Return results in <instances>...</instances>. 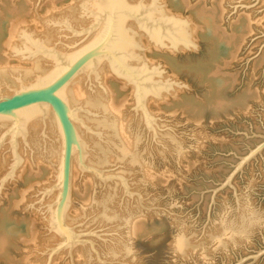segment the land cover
Returning a JSON list of instances; mask_svg holds the SVG:
<instances>
[{
	"label": "bare ground",
	"instance_id": "bare-ground-1",
	"mask_svg": "<svg viewBox=\"0 0 264 264\" xmlns=\"http://www.w3.org/2000/svg\"><path fill=\"white\" fill-rule=\"evenodd\" d=\"M167 1L171 0H117L114 35L109 48L119 56L120 61L132 75L121 72L112 60L99 59L63 91V95L75 108L77 115L95 132V135L86 134L78 126L82 138L89 146L87 162L97 168L119 165V173L127 178L131 176L135 187L143 190L167 182L171 173L166 169L160 170L155 160L163 163L171 162L178 167L189 160L186 138L178 134L176 129L172 133L160 129L156 132L157 126L156 130L154 126L151 127L153 120L154 125L158 121L154 118L156 113L158 116L157 111L163 110L164 105L169 104L171 99L177 98L179 94L178 88L165 81L159 69L152 65L154 62L151 61L148 53L161 51L164 48L174 54L177 51L194 49L198 30L203 29L213 38L232 46L230 61L226 60L223 64L229 67L232 66L231 61L239 59L246 41L245 33L250 34L255 31L254 24L262 25L263 20L246 15L245 22L241 23L243 33L237 36L233 32L228 34L221 25L227 10L225 5L232 0H212L210 6L202 3L203 0H173L182 8L189 9L191 14L186 18L168 11ZM102 2V0H70L69 4L63 6V0H0V25L3 20H8L7 37L0 42V86H15L18 82L25 83L45 73L49 65L56 66L58 52H65L63 55L67 58L72 56L74 47L80 46L76 43L86 39L77 35L80 30H77L76 26L86 23L85 17L89 12L95 18L101 16L104 9ZM78 18H81V21ZM130 18L137 19V22ZM238 21L239 19L236 20ZM102 30L100 27L96 38ZM0 35L2 36L1 30ZM216 67L214 75L224 77L227 72L220 65ZM221 78L219 79L222 80ZM229 81L233 85L235 79L231 78ZM114 87H117L119 92L114 90ZM121 91L128 94L119 97ZM251 93L252 95L247 96L246 104L249 98L260 99L258 89ZM130 101L140 108L137 113L134 112L135 116L128 111ZM225 105L217 101L214 111L224 113L227 109ZM43 113L50 117L46 116L47 118L44 119L41 116ZM22 118V131L18 140L21 159L14 162L12 169L9 170L12 158L9 146H5L0 152V177L7 172V176L12 178L10 184L16 186L18 182H26V189L16 190L17 193L15 191L14 195L17 197L12 200V209L26 207V202L30 203L28 195H31L30 192L32 193L35 185L51 186L59 175L61 136L51 113L48 114L47 110L45 112L31 110L23 113ZM158 124L162 128L163 123ZM8 125L7 121H1L0 133ZM146 127L149 132L153 131V138L151 133L144 135ZM201 135L199 134L200 137ZM145 136L147 140L144 141ZM192 137L196 139L189 143L191 148L197 150L199 137L196 134ZM192 165L194 163L191 162L188 166ZM248 182L246 189H240L235 204H230L227 197L222 199V212L219 213L218 223L213 222L205 238L214 248L213 251L211 250L213 254L219 251L228 252L230 248L245 243V246L247 244L249 246L247 242L251 235L264 229L262 208H258L252 200V196L255 195H253L255 179ZM101 185L92 175L83 173L78 168L75 158L71 199L66 211L67 224L73 225L76 221L89 218L91 224L111 226V230L114 228L112 231L119 237L114 235L113 244L106 246L107 252L100 250L102 256L107 257L106 253H108L112 259L119 256L128 257L131 253L130 241L144 233L145 221L143 222L144 218H142L144 215L142 216V212L140 213L137 208L130 209L127 205L122 212L115 211L117 209L112 205L119 188L118 183L106 185L107 190L96 196L95 190ZM56 195L55 190L49 198L47 196L50 206L48 213H44L46 221L42 220L46 227L53 230V233H50L51 237L43 241L40 238L41 231L39 232L37 222L44 209L38 211L35 205V210L30 211L32 217L28 219L26 237L20 236L15 229L0 234L1 260L10 256L11 246L23 245L26 247L23 249L28 250L23 258L20 257L21 259L16 261L17 263L42 264L46 261L45 256H36L35 252L42 249L37 247L41 244L45 245L46 239L53 241L61 239L57 235L53 221V201ZM187 239L184 235H177L173 240V252L184 255L188 250L197 251L200 248L203 252L201 255L208 256L207 246H204L203 242L193 245L191 240ZM73 254L78 264H90L92 256L88 247L78 246L74 248ZM63 255L64 253L60 254V257L58 255V258L56 256L52 264H60V260L64 259Z\"/></svg>",
	"mask_w": 264,
	"mask_h": 264
},
{
	"label": "rangeland",
	"instance_id": "rangeland-1",
	"mask_svg": "<svg viewBox=\"0 0 264 264\" xmlns=\"http://www.w3.org/2000/svg\"><path fill=\"white\" fill-rule=\"evenodd\" d=\"M203 1L202 3H207L210 6L212 0ZM232 1L226 3L227 10L221 23L228 34L233 32L238 36L243 33L241 23L245 22L246 15H251L255 19H263L262 25L254 24L255 31L250 34L245 33L246 41L239 59L231 61L232 66L225 67L223 65L226 60L230 61L232 46L213 38L203 29L198 30L194 49L177 51L178 53L174 54L164 48L161 51L148 53L151 61L154 62L152 65L159 69V72L165 77V81L170 82L174 88H178L179 94L177 98L171 99L169 104H165L163 110H160L161 112L157 111L158 116L156 113L154 118L158 121L154 128L156 130L157 126L156 132L160 129V131L169 130L171 133L176 129L178 134L184 139L186 138V151L189 152V160L180 164L179 167L171 162L163 163L155 160L160 170L166 169L171 172L170 179L168 177L166 184L163 183L164 185L160 183L156 187H148L143 190L135 187V182L130 176L126 178L134 194L124 195L125 192L118 184L119 188L112 205L117 209L115 211L122 212L126 205L130 209L135 207L140 213L142 212L143 222L145 221L144 233L130 241V243L132 242L130 244L131 253L128 257L119 256L120 258L112 259L108 253H106L107 257L102 256L100 250L104 253L107 252L106 246L113 244L112 238L117 235L112 231L114 228L111 230V226L91 224L89 218L76 221L72 225L78 228L77 231L84 235V239L94 242L102 256L99 260L89 245L84 246L88 247L92 256L90 264H103V262L105 264H264V256L256 261L251 259L241 263L246 257L264 248V229L251 235L250 242H247L249 246L242 243L243 245L232 247L224 253L219 251L213 254L214 248L205 239L213 222L218 223L219 213L222 212V199L227 197L230 204H235L237 196L240 195V189H246L245 187L251 179H255L256 185L252 200L258 208H262L261 212L264 214V153L245 166L243 172L237 174L232 182L233 187L227 186L219 190L239 158L246 155L251 148L262 141L257 136L264 135V2L262 0ZM63 2L62 4L65 6L70 3V0H63ZM166 6L168 11L182 18L191 14L189 9L182 8L177 1H167ZM78 19L81 21V18ZM237 19H239L238 22H236ZM85 24L81 23L76 27L79 28ZM7 28L8 20L5 19L0 25L2 31L0 42L7 37ZM219 65L227 72L226 76L224 75L222 78L214 75L215 69L217 70L216 66ZM231 78L235 79L232 82L233 85L229 81ZM256 89L260 93V99L249 98L248 104H246L247 96L252 95L251 92ZM114 90L119 92L117 87H114ZM125 94L128 93L121 91L119 97ZM217 101L226 104L227 109L224 110V113L214 111ZM130 102L128 111L134 114L135 105H133V101ZM159 122L163 123L162 128H160ZM173 125H175L174 128L171 127ZM144 130L146 136V133L152 134L153 132L152 130L149 132L147 127ZM198 133L203 136L200 137ZM193 134L199 137L197 150L191 148V143H189L196 139L192 137ZM146 136L144 141L147 140ZM151 136L153 138V134ZM190 160L194 165L188 166L191 164ZM187 166L188 168H186ZM119 168V165H113L104 169L119 173ZM10 183L8 181L0 191V234L15 229L20 236L26 237L28 219L30 220L32 217L30 211L35 210L34 207L37 206L38 211L44 209L40 213V218L37 216L38 229L39 232L41 231L40 238L42 241L45 238H50L49 228L42 223V220L46 221L44 213L47 212L48 205V198L43 191L48 186L35 185L32 193L30 192L31 195H28L30 203L26 202V207L23 206L22 209H12V200L17 197L14 195L15 191L27 187H25V181L24 183L23 181L18 182L16 186ZM98 183L102 185L96 188V196L105 192L107 186L111 184L106 186L99 181ZM215 190L219 191L214 196ZM126 201L129 202L126 203ZM179 234L188 238V241L191 240L193 245L203 242L204 244H202L207 246L208 256L201 255L203 252L200 251V248L197 251H194L195 249L188 250L184 255L173 252V240ZM117 237L119 236L117 235ZM52 241L46 239L48 243L45 242V245L38 246V249H42L36 250V256L41 257L44 253L46 254V249L54 246L57 240ZM23 247L25 246H11L10 259L7 257L1 260V258L0 264H16L28 250ZM62 253H64V259L60 260V264H64V262H66L65 264H78L74 259V254L73 261H71L67 252ZM44 256L46 257V255Z\"/></svg>",
	"mask_w": 264,
	"mask_h": 264
},
{
	"label": "water",
	"instance_id": "water-1",
	"mask_svg": "<svg viewBox=\"0 0 264 264\" xmlns=\"http://www.w3.org/2000/svg\"><path fill=\"white\" fill-rule=\"evenodd\" d=\"M102 1L101 4H103L104 9L101 16L95 18L91 12L86 17L84 16L87 19L86 24L81 25L77 29L80 30V33L77 35L86 39H84L85 41H79V47H74L72 56L67 58L63 55L65 52H58L56 66L49 65V69L45 73L39 74L34 79L28 80L25 83L19 84L18 82V85L15 86H0V122L7 121L9 123L8 127L0 133V152L5 146H9V151L12 155L11 164L8 167L9 170L12 169L14 162H18L20 158L18 140L22 131L23 113L31 110L44 112L47 110L48 114L51 113L60 131L59 175L51 186L44 188L43 192L49 198L53 191H57V195L53 201V221L57 235L61 239L56 241L54 246L46 249V254L44 253L46 261L44 264H52L53 259L62 252H67L71 257V261H73L74 248L87 245L95 252L98 259H101V254L94 242L84 239V235L77 231L78 228L76 226L67 224L66 211L71 199L72 171L75 158L78 168L83 173L92 175L97 181L105 185L109 183L120 184V188L125 192L124 195L134 194L125 176L120 173L107 171L104 168H97L87 162V149L89 146H87L85 140L82 138L78 126L87 134L95 135V132L87 122H83V119L77 115L70 101L63 95V91L75 79L83 75L90 65L95 64L99 59L112 60L118 65L121 72L130 76L132 75L131 71L120 61L119 56L109 48L114 35L115 3L117 0ZM130 20L137 22L135 18H130ZM100 27L103 30L96 38ZM137 110H140V108L136 105L135 111L137 112ZM41 116L44 119L50 117V115L47 116L44 113ZM154 123L153 120L151 127L154 126ZM257 137L261 138L262 141L256 144L254 148H251L246 155L239 158V161L226 177L225 182L219 190L227 186L233 187L232 182L237 174L243 172L244 167L249 165L252 160L257 159L258 156H262L264 153V135ZM6 173L1 178L0 191L12 179ZM219 190L214 191V196ZM49 206L50 204L48 203L47 213ZM48 228L53 233V230L50 227ZM263 256L264 248L246 257L241 263L251 259L256 261Z\"/></svg>",
	"mask_w": 264,
	"mask_h": 264
}]
</instances>
